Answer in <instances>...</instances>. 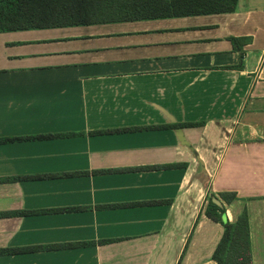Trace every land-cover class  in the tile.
Segmentation results:
<instances>
[{
    "label": "crops",
    "instance_id": "obj_1",
    "mask_svg": "<svg viewBox=\"0 0 264 264\" xmlns=\"http://www.w3.org/2000/svg\"><path fill=\"white\" fill-rule=\"evenodd\" d=\"M38 135L0 143V250L75 245L0 264H217L213 198L264 264V0L0 33V139Z\"/></svg>",
    "mask_w": 264,
    "mask_h": 264
},
{
    "label": "trees",
    "instance_id": "obj_2",
    "mask_svg": "<svg viewBox=\"0 0 264 264\" xmlns=\"http://www.w3.org/2000/svg\"><path fill=\"white\" fill-rule=\"evenodd\" d=\"M237 2L238 0H0V33L230 14L236 10ZM232 41L242 45L248 43L250 38H232ZM203 125L204 122H200L174 124L168 127ZM51 136L53 135L3 138L0 139V143L45 139ZM171 167L174 166H153L149 168L163 169ZM182 167H185V165H182ZM81 174L84 173L31 175L12 179L28 180ZM219 196L227 204L237 199L236 194L233 192H224ZM160 203H168V201L137 203L136 205ZM82 209L84 208H63L51 212L79 211ZM205 215L210 220L221 224L224 229L222 237L213 252L212 259L217 264H249L252 256L246 210L244 209L236 221L232 223L227 220L224 207L216 205L210 199L205 209ZM74 245L62 244L48 245L43 248L4 249L0 250V255L32 252L39 249L55 250Z\"/></svg>",
    "mask_w": 264,
    "mask_h": 264
},
{
    "label": "water",
    "instance_id": "obj_3",
    "mask_svg": "<svg viewBox=\"0 0 264 264\" xmlns=\"http://www.w3.org/2000/svg\"><path fill=\"white\" fill-rule=\"evenodd\" d=\"M212 200H213V202H214L215 204H217L218 206H220L219 202H218L215 198H213Z\"/></svg>",
    "mask_w": 264,
    "mask_h": 264
}]
</instances>
